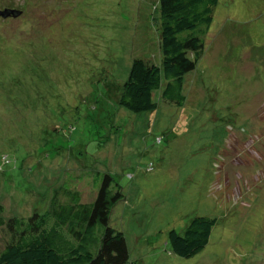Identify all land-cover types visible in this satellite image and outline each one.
Returning <instances> with one entry per match:
<instances>
[{
    "label": "rangeland",
    "instance_id": "rangeland-1",
    "mask_svg": "<svg viewBox=\"0 0 264 264\" xmlns=\"http://www.w3.org/2000/svg\"><path fill=\"white\" fill-rule=\"evenodd\" d=\"M153 5L0 0L21 11L0 15L1 215L44 214L60 189L87 202L110 174L126 264H264V0H217L181 105L161 81L154 111L132 113L116 98L132 58L159 64ZM194 216L215 223L177 257L166 235Z\"/></svg>",
    "mask_w": 264,
    "mask_h": 264
},
{
    "label": "trees",
    "instance_id": "trees-1",
    "mask_svg": "<svg viewBox=\"0 0 264 264\" xmlns=\"http://www.w3.org/2000/svg\"><path fill=\"white\" fill-rule=\"evenodd\" d=\"M216 3L217 0H157V5L152 6L156 14L152 20L159 28V64L141 58L130 60L116 98L118 106L132 113L154 111L152 92L161 81L159 97L181 105L182 77L202 54V37ZM20 14L21 11L16 17ZM79 198L73 188L60 189L54 192L44 214L33 212L26 218L2 217L0 204V228L7 234V241L0 247V264H126L124 237L108 225L111 208L123 198L120 187L110 174H102L93 199L83 202ZM214 223L211 217L194 216L181 234L169 231L166 238L172 254L189 258L199 252Z\"/></svg>",
    "mask_w": 264,
    "mask_h": 264
},
{
    "label": "water",
    "instance_id": "water-1",
    "mask_svg": "<svg viewBox=\"0 0 264 264\" xmlns=\"http://www.w3.org/2000/svg\"><path fill=\"white\" fill-rule=\"evenodd\" d=\"M19 13L20 11L9 8H3L0 10L1 17H6V16L16 17Z\"/></svg>",
    "mask_w": 264,
    "mask_h": 264
}]
</instances>
